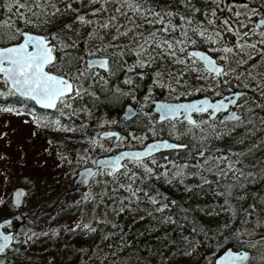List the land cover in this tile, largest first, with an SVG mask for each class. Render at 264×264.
I'll list each match as a JSON object with an SVG mask.
<instances>
[{
    "label": "trees",
    "instance_id": "trees-1",
    "mask_svg": "<svg viewBox=\"0 0 264 264\" xmlns=\"http://www.w3.org/2000/svg\"><path fill=\"white\" fill-rule=\"evenodd\" d=\"M25 2L31 6L34 0H16V3H13V0H8V3H13V10L6 12L4 10L5 0H0V23H7L36 33V28L25 26L15 18L18 12H25L24 8L17 9L16 4ZM51 2L56 3V6L64 14L58 16L53 24L46 26L48 31H58L63 27V24L72 21L76 15L75 10H79L80 14H87L91 11V8H99L100 6L99 4L89 5L88 0H51ZM162 2H167V0H162ZM68 3L72 4L74 11L65 12L64 5ZM194 3L202 10H210L213 7L211 0H194ZM224 3L225 1L221 0L222 6ZM114 7L115 4L109 3L107 14L100 13L97 17L88 16L86 18H98L103 22L106 15L113 14ZM219 15L231 17V13L226 10L223 13L218 10L217 17ZM200 19H205L202 14H200ZM120 21L123 23L124 18L121 17ZM176 22L179 23V20ZM208 27L211 29L210 25ZM76 28H79L80 37L76 36L75 31L65 33V42L71 44L77 39L80 42L75 50L67 48L65 51H75L83 56L85 55L83 41L87 39L92 27L74 25V29ZM40 34L45 33L41 30ZM226 34L227 40L224 42L223 38L220 37L221 35L213 34L202 39L189 32L191 39L195 40L196 43L187 45L185 55L187 49L192 47L209 53L224 65V61L219 59L222 52H212L209 49L223 47L225 44L235 45L236 36L228 32ZM69 35L72 36L71 40L67 39ZM110 38V34L105 35V41L110 40ZM253 38L259 39L258 36H252L251 39ZM212 39L217 40L219 44L212 45L210 42ZM251 39H249V42L255 43ZM120 42L125 41L122 39ZM99 46L100 41L93 39L89 42L87 48L94 50L95 47ZM262 49H264V45L257 44V52L253 54L252 59L248 60V63L242 68L237 67L236 64L234 66L236 71L239 73L245 71L250 65L260 61L262 55H264ZM54 54L56 57L61 55L60 52ZM106 54L105 52H99L97 56L102 57ZM237 55L242 56L240 53H237ZM85 58L87 59L86 56ZM243 58L247 59V57ZM125 59L131 65L136 57L128 56ZM185 63L189 70L180 77V83L175 84L174 81L169 80L167 73L171 71L175 76L177 72L184 70V65L171 64L167 60H158L151 68L144 69L145 79L143 81H140L138 77L135 78L138 86L133 88L131 95L121 97L118 101H111L112 92L110 90L119 87L122 91H128L132 87L122 83L124 74L120 73L118 76L108 79V84L104 85L105 91L103 92L100 90L103 82L99 77H95L96 83L89 90L94 92L99 100L93 102L88 96L73 98L67 101L72 105L71 110L58 108L53 112H43L38 111L30 101L21 102L18 97L11 95L0 97L1 109L12 107L18 109L22 113L21 116H31L32 121L34 116L41 120L39 127L33 123L35 127L32 132L35 131L41 139L54 143V161L58 167L69 169L73 178L78 169L91 165L95 158L111 155L118 150L115 147H100L101 140L97 138L98 133L110 128H117L125 137L129 136V132L133 133L134 136L144 137L142 141L131 139L129 142H124L121 144V148L134 147L135 145L142 146L144 143L157 138H165L187 146L182 151H172L152 157L156 160L155 165L152 164L151 158L145 160L144 162L153 169V175L143 181L142 185L139 180L137 181V184L148 191L149 195L156 196L159 193V196H156L158 201L168 204L163 216H170L172 218L171 222H161V213L156 211L157 206L143 201V192L137 193L143 202H133L129 206V194L118 187V184L131 182L128 176L118 175L116 182H114L108 175L99 172L94 177L92 184H96L95 187L99 190L101 197L94 200V197L90 195L88 198L89 202L94 205L96 212V216L91 221V227L96 229L94 232L82 230V226L77 228L75 232L69 231L73 227L69 226L71 224L53 227L55 221L51 220L47 225H44L43 230L46 227V233L37 230L32 236L24 240H20V237L16 235L12 246L0 257L3 264H24L23 258L26 249L32 247L39 250L36 253L39 259H35L34 264H41L40 260H44L45 257L50 258V263L44 264H161L162 257L165 264H213L214 259L223 250L227 248L238 249L239 246L234 241L230 242L229 246L223 250L218 248L213 232L216 231L218 225L224 224L231 215L227 205H225L226 198L229 199V203L234 208H249V205H252L259 212L260 208L264 207V204L260 203L261 198L264 197V124L260 122V119L264 118V107H258V105H264V95H262L264 85H261L259 90H250L242 87V83L248 81H236L233 88L245 92L240 99L239 111L241 117L249 119L250 123L236 127L233 130L231 126L236 122L219 125L217 122L211 121L213 127H210L208 124L200 123L202 120L207 119L206 116H196L198 127L187 125L181 127V124L176 128L184 132L191 128V131H188L187 134L191 132L203 134L202 136L198 135L201 142L183 141L180 137L176 138V135L171 134L172 130L165 131L155 124L153 120L155 115L152 112L150 101L154 98L174 101L177 96L180 100H190L201 96L217 98L229 91L228 86L224 83L228 76L214 80L213 77L205 73L200 64L195 63L190 57ZM57 64L59 65V60H57ZM193 67L199 70L198 73L190 70ZM157 69L165 73L163 83L165 85L171 84L172 87L176 88V92L173 93L164 88L154 87L151 97L148 101H145L144 96L147 92V86L152 82V73ZM49 70L56 72L55 68ZM93 71L108 78V73ZM136 71L139 72L141 69H136ZM198 75L201 77L200 79L197 78ZM205 76L208 77L207 80L203 79ZM217 82L219 83L218 88L215 87ZM89 83L90 81H85L84 87L89 88ZM1 92L6 93L7 89ZM190 92L193 94L189 95ZM216 92L219 95H216ZM132 95H135V100L132 99ZM125 104H132L137 108L139 115L136 121L138 120V122L134 121L133 124H126L119 121ZM142 104L143 108H141ZM147 111H149L148 115H146ZM150 119L152 120L151 124L149 123ZM112 121H115V123H112ZM68 128H71L72 131H67ZM150 128L156 129L155 136L149 131ZM226 128L228 129L227 134L217 138L216 133H223ZM245 133H248V135H245ZM194 138H196V135ZM93 140L96 142L95 146H93ZM249 149H251L250 152ZM201 150L205 152L204 157L198 155ZM241 152L245 155H232V153ZM209 153L213 157L210 160L208 159ZM219 156H223L225 159L222 161L215 159ZM229 164H234L235 168L230 170ZM126 165L128 170L135 171L138 176L144 175L143 169L136 164L126 163ZM48 166L33 164L31 165L32 172L29 173L26 168L20 165L17 168L15 167L13 172L16 174L26 172L31 176L36 175L38 178L47 179L49 176ZM41 170L44 173L38 175ZM241 172H243V175H241ZM205 181L207 182L205 183ZM238 184L240 186L235 187ZM229 188L233 195L226 197L223 193ZM9 191L6 194L7 202L5 206L0 207V221L11 219L17 231H20L23 226H30L27 224L37 223L41 219L40 215H36L39 209H33L30 212H24L23 207L15 209L9 200ZM73 191L71 189V192ZM237 195H243L245 199L242 202H237ZM28 197L27 195L26 199ZM86 200L84 204L88 203ZM122 200L123 205L121 204ZM122 206L123 211H121ZM24 214H27L28 217L25 218ZM260 216L264 217V213H260ZM247 218L253 223L243 225V230H245L243 239L254 241L256 244V247L252 248L254 259L251 264H264V260L261 259V257H264V241L260 239L261 235H264V228L254 227L257 216L252 215ZM97 219L102 222L96 224L95 220ZM194 226L201 230L194 233ZM237 226H240V216H237L232 222L233 229ZM53 232L55 235H53ZM205 232L207 235H205ZM249 232L254 234L249 235ZM181 237H188L190 241L198 242L192 255H173L178 247L184 246ZM57 243L59 247L55 248Z\"/></svg>",
    "mask_w": 264,
    "mask_h": 264
},
{
    "label": "snow or ice",
    "instance_id": "snow-or-ice-1",
    "mask_svg": "<svg viewBox=\"0 0 264 264\" xmlns=\"http://www.w3.org/2000/svg\"><path fill=\"white\" fill-rule=\"evenodd\" d=\"M16 3V0H13ZM13 3H8L5 0L4 10L11 12L13 10ZM89 5L99 4V8H91V11L87 14H80L79 10L76 11L74 19L68 23L63 24V27L58 31H48V25L55 22L58 16L63 15L61 9L56 6V3L51 0H34L29 6L27 2L16 4L18 8H24L25 12H18L15 17L25 26H31L37 29L36 33L31 30H24L20 27H14L7 23H0V76L3 77L4 84L7 88V92H0V97L11 95L18 97L21 102L31 101L36 105L44 109H72L71 103H67L73 98H82L83 96L90 97L93 102L99 100V97L89 89L96 83L95 77L103 82L100 90L105 91L104 85L108 84V79L118 74H124L123 84L132 86L128 91H122L119 87L111 89L112 92L111 101H118L121 97L129 96L132 93L133 88L137 87L136 77L140 81L145 79V68H151L154 63L159 61H170L171 64L184 65V70L179 71L173 76L172 72L167 73L169 80L174 81L175 84L180 83V77L184 72L188 71V66L185 61L189 57H199L203 63L204 70L209 74H214L213 79L217 77L223 78L230 76L236 71L235 68L226 67L228 65V54L237 55L242 54L241 59L237 62V67H243L251 60L253 54L257 52V44L264 45V3H261L258 7L253 6L252 3H244L240 0L239 7H243L245 11L238 10L233 11L232 3H224L221 5V0H211L213 7L210 10H202L198 8L194 3V0H88ZM109 3L115 4L113 14L106 15L103 22L100 19H88L86 17H97L98 14L108 13ZM83 6V5H82ZM51 9V11H49ZM65 12L74 11L72 4L68 3L64 5ZM223 13L225 10L231 13L234 17V22L238 27L233 28L228 19L223 17H217V11ZM200 14L204 16V20L200 19ZM244 17L241 20L240 17ZM253 16L259 17L255 21L254 27H248L249 23H252L251 18ZM124 18V22L121 23L120 18ZM223 20L221 27L224 32L231 33L236 36L235 45L230 46L225 44L223 47H214L209 51H220L222 55L219 59L224 61L225 66H218L217 63L208 55H204L200 52H189L185 55V49L188 44H195L196 41L192 40L189 32L200 38H205L210 35H222L217 31V24L220 20ZM179 20V23L176 21ZM206 21V23H205ZM74 25L80 27L91 26L92 31L88 33L87 39H84L85 55H79L75 51L66 52L65 49H76L79 39L74 40L71 44L65 42V33H72L75 31L77 37H80L79 28L74 29ZM209 25L212 26L209 29ZM243 28L245 31L240 32L238 29ZM43 30L45 34H40ZM259 30V31H257ZM110 34V40L105 41V35ZM179 34V35H177ZM252 36H258L259 39L255 43L249 42V38ZM67 39L71 40L72 36H67ZM93 39L100 41V46L95 47L94 50H89L87 45ZM123 39V43L120 41ZM212 45H218L219 42L215 39L211 41ZM235 49V51H234ZM264 52V49L261 50ZM60 52L61 55L56 57L54 53ZM105 52L106 55L98 57L97 53ZM87 57V59L85 58ZM128 56H135L136 59L131 65L128 64L125 59ZM247 57V59L243 58ZM59 60V65L57 64ZM264 64V55L261 60L256 64L250 65L246 71L240 72L233 78L237 82L248 81L242 83V87L250 90H259L261 85H264V73L256 71V69ZM101 68L108 73V78L100 76L98 72L93 71V68ZM49 68H55L56 72L48 71ZM136 69H141L137 72ZM192 72H197L198 69L193 67L190 69ZM165 73L160 69H157L152 73V82L147 86V92L144 96V100L148 101L152 95L154 87L164 88L171 92H176V88L171 84L165 85L163 83ZM198 79L201 77L198 75ZM259 78V79H258ZM203 79L207 80L205 76ZM90 81L89 88L84 87V82ZM254 82V83H253ZM227 84L228 81L224 80ZM73 84L76 85L73 88ZM216 88L219 87L217 82ZM212 90V89H209ZM199 91V89H197ZM71 94V95H70ZM189 95L193 93H188ZM219 95L218 92L215 93ZM264 95V93H262ZM242 93H232L229 96L224 97L222 100H216L214 103H210L208 98L196 99L191 102H180V98L176 97L175 103L162 102L157 103L159 109V120L166 121L171 124V130L176 134V138L181 135H186L191 128L185 132H179L176 128L175 121L179 118H183L188 121L189 125L198 127L190 117V113L206 114L207 119L202 120L200 123L208 124L213 127L211 121L217 113L223 112L228 105L236 104V99L241 97ZM132 99L135 100V95H132ZM239 107V105H237ZM258 107H264V105H258ZM143 108V104L141 105ZM6 112H13L17 115L22 114L18 109L12 107H5L0 109ZM249 111H251L249 109ZM63 114V113H62ZM86 111V115H87ZM146 115H148L146 113ZM228 118L231 121H235L231 127L234 130L236 127L250 123L247 118H242L236 112H229ZM261 124H264V118L260 119ZM33 123L38 127L41 125V120L33 117ZM115 123V121H112ZM152 123V120H149ZM183 127V125H181ZM72 131L71 128L66 129ZM153 136L156 135L155 128H150ZM215 131V128H214ZM228 129L226 128L223 133L217 132V138L226 135ZM105 135H116L115 133H106ZM129 136L133 139L143 140L144 137H136L133 133L129 132ZM248 135V133H245ZM118 140L123 139L117 137ZM242 142V141H241ZM95 146V140L92 141ZM163 146L165 148H180L185 147L183 144H168L162 142V144H150L145 147L143 151L120 153L118 156L112 159L101 160L97 163L100 165L101 174H106L116 182L118 175L124 174L129 177L130 183L118 184V187L127 192L129 206L133 203H139L147 201L148 203L157 206L156 211L161 213V222L169 223L172 221L170 216L164 217L163 213L168 207L167 203H160L156 196L149 195L148 191H145L142 186L137 184L139 180L141 185L143 181L149 179L153 175V169L144 162L142 158H151L153 165L156 164V160L151 157L152 152ZM103 148V145H100ZM87 151V150H86ZM251 149H249V152ZM200 157L205 156L203 150L198 152ZM232 155L244 156L245 153H232ZM127 158H131L129 162L136 164L143 169L144 175L138 176L135 171L127 169V165L121 161ZM211 153H209L208 159H212ZM217 160H224L225 157H215ZM205 163L207 161H204ZM229 169L235 168L234 164L228 165ZM130 173V175H129ZM91 175V172L88 173ZM183 174V173H180ZM243 175V172H241ZM207 181H205L206 183ZM236 185L235 187H239ZM143 192V201L137 193ZM226 197L233 195L232 191L226 189L223 193ZM87 199V196L85 197ZM165 200L167 198H164ZM245 199L243 195H237L236 201L242 202ZM175 203V202H173ZM261 204H264V197L261 198ZM123 205V200L121 201ZM225 205L231 212L228 220L224 224L218 225L213 237H215V243L218 248L222 250L229 246L230 242L234 241L239 246L238 249L223 250V254L215 260V264H251L254 259L245 248H255L256 244L251 240H244L245 230L243 225L253 223L247 217L255 215L258 218L254 221V227L264 228V217L260 216V213H264V207L260 208L259 212L255 207L249 205V208L233 207L229 203V199H225ZM251 209V211H249ZM123 206L121 211H123ZM151 215V214H150ZM240 216V226L235 229L232 228V222ZM100 220H95L96 224L101 223ZM10 221H5V224H9ZM4 225H0L3 227ZM115 226V225H114ZM80 224L77 223L69 231L75 232ZM82 230L88 232H94L96 229L91 227V222L84 223ZM201 230L196 226L193 227V232ZM249 235L254 233L249 232ZM53 235L55 233L53 232ZM205 235L207 233L205 232ZM107 238V237H105ZM14 237L11 233L7 235L0 234V253L4 252L8 247V242L13 240ZM183 240V247H178L176 253L173 255L183 254L192 255L193 251L197 247L196 241H190L188 237H181ZM260 239L264 241V235H261ZM171 242V241H170ZM264 260V257H261ZM0 264H3L0 261ZM161 264H165L162 257Z\"/></svg>",
    "mask_w": 264,
    "mask_h": 264
},
{
    "label": "rangeland",
    "instance_id": "rangeland-1",
    "mask_svg": "<svg viewBox=\"0 0 264 264\" xmlns=\"http://www.w3.org/2000/svg\"><path fill=\"white\" fill-rule=\"evenodd\" d=\"M247 2L257 7L262 3L261 0H248ZM237 8L241 12L245 11L243 7L233 5V11L237 10ZM226 18L235 28L238 27L232 15L231 17L226 16ZM240 19L244 20V17L242 16ZM210 28H212L211 25ZM216 28L217 31L225 33L219 24H217ZM238 30L240 32L245 31L243 28ZM220 37L222 38V35ZM240 59V55L228 54V67L234 68ZM233 77L231 74L225 79L228 81L226 84L228 89H233L236 84V81L233 82L232 80ZM5 89L7 88L4 81L0 78V92ZM33 129L34 125L33 121H31V116L15 115L0 110V207L5 206L7 202L6 194L9 190L10 200L12 190L15 187H23L26 190V196H29L27 199L25 197L26 200L24 199V212L39 209L36 215L41 217V221L38 220L35 224H27L30 226H23L20 231H17V236L20 237V240L29 238L37 230L46 233V227L44 229L46 231L43 230L44 225H47L51 220L55 221V224L52 225L53 227L64 224L74 226L77 223L82 226L84 223L91 222L96 216V212L94 205L89 202L88 198L90 195L94 197V200H98L101 197L99 190L95 187V183L83 191L71 192L73 177L69 169L58 167L54 161V143L41 139L35 131V134L32 132ZM195 135L196 138L193 137V140L198 143L201 142L198 135L202 136L203 134L196 132ZM101 145L104 148L111 147V141H101ZM117 145L119 146V144ZM33 164H38L39 166L49 165L47 169L49 176L47 179L38 178L36 175L31 176L26 172L23 174L13 172L15 167L17 168V166L21 165L30 173L32 172L31 165ZM55 169L57 170L55 171ZM43 173V170H41L38 175ZM86 196L88 203L84 204ZM24 215L25 218L28 217L26 216L27 214ZM58 247L59 244L57 243L55 248ZM247 250L253 253L252 248ZM38 251L35 247L26 249V254L23 258L24 264H34L39 259L36 255ZM40 261L41 264L50 263V258L45 257L44 260Z\"/></svg>",
    "mask_w": 264,
    "mask_h": 264
},
{
    "label": "water",
    "instance_id": "water-1",
    "mask_svg": "<svg viewBox=\"0 0 264 264\" xmlns=\"http://www.w3.org/2000/svg\"><path fill=\"white\" fill-rule=\"evenodd\" d=\"M225 2L232 3V0H225ZM243 2H245V0H243ZM235 3H240V0H235ZM219 24L220 25L223 24V20L222 19L220 20ZM189 52H200V53H203L204 55H208V56H210L217 63L218 66H222V65L218 64V62L216 61V59L214 57H212L210 54H208L207 52H204V51H201V50H198V49H193V48H190L188 50V53ZM192 58H194L196 61H198L202 65V67H203V63L200 61L199 57H192ZM94 69L106 73L101 68H95L94 67L93 70ZM209 75H212L213 76L214 74H209ZM216 79H220V78L217 77ZM232 93H242V96L244 95V92L232 91V92H230L228 94H225L224 96H222L220 98H217V99H211L210 97L203 96V97L195 98V99H192V100H186V101H180V102L187 103V102H191V101L196 100V99L208 98L209 101H210V103H214L216 100H222L224 97L229 96ZM241 97L235 98L236 99V104L228 105L227 108L223 112L217 113L216 116L212 118V121L213 120H217L218 124H226V123L235 122V121L229 120L228 113L229 112H236L237 114H239V112L237 110V102H238V100ZM162 102L175 103V102H172V101L161 100V99H156V100H153L151 102V105L153 107V110L157 114L156 123H158V124L159 123H162V122H165V121L159 120V109L157 108V103H162ZM32 103L39 110L48 111V112H51V111H54L55 110V109H44V108L40 107L39 105H36L34 102H32ZM137 114H138V112L131 105H126L125 108H124L123 113L121 114V117L120 118L121 119H124L126 121H129V120H132ZM189 115H190L191 119L193 121H195L196 124H197V121H196V119H195L194 116L195 115H206V114L190 113ZM177 120H180V121L185 122L186 124H188V121L187 120H184L182 117L179 118V119H177ZM190 126H192V125H190ZM106 133H115L116 135H105ZM117 137H121V135H120L119 132H117L115 130L103 131V132L99 133V135H98V138L100 140H110V139H112V145H116L119 142V140L117 139ZM162 142H166V143H168L170 145L171 144H178V143H175V142H171V141H169L167 139H157V140H153V141L148 142L141 149H123V150L117 151L116 153H114L112 155L102 156V157L97 158L95 160L94 164H92L90 166L83 167V168H81V169H79L77 171V173H76V175H75V177L73 179V182H72V188H73V190L74 191H80V190H84V189H86V188L89 187V185H90L92 179L94 178V176L100 171L99 170L100 169V165L97 163L98 161L115 158L120 153H130V152L143 151L147 145H150V144H162ZM185 148H186V145H185V147H180V148H171V147L165 148L163 146H160L159 148L155 149L152 152L151 157H154V156L159 155V154H162V153L172 152V151H182ZM130 159L131 158H127V159L122 160L121 162L125 164L126 162H129ZM142 159L145 161V160H148L150 158L144 157ZM89 172H91V175L88 174ZM25 196H26V190L23 187H15L14 190L12 191V193H11V198H10L11 199L10 201H11L12 206L15 209H21L23 207V204H24V198H25ZM5 221H10V223L9 224H5ZM11 224H12V220L11 219H4V220L0 221V225H4L3 227H0V234L7 235V234L11 233L13 235V237H14L15 236V231H11V232H5L4 231V229L9 228L11 226ZM12 243H13V240H10L8 242V247L5 249V251L12 245ZM225 250H229V248H227ZM243 250H246V249H243ZM246 251H248L250 253V255L252 256V252L251 251H249V250H246ZM4 252L0 253V256ZM222 254H223V252L220 255H218L215 258V260L218 259L219 256H221ZM215 260H214L213 264H215Z\"/></svg>",
    "mask_w": 264,
    "mask_h": 264
},
{
    "label": "flooded vegetation",
    "instance_id": "flooded-vegetation-1",
    "mask_svg": "<svg viewBox=\"0 0 264 264\" xmlns=\"http://www.w3.org/2000/svg\"><path fill=\"white\" fill-rule=\"evenodd\" d=\"M248 0H245V2L244 3H248L247 2ZM261 2L262 3H264V0H261ZM231 4V3H230ZM239 4L240 3H235L234 5L235 6H239ZM259 19V17H257V16H253L252 18H251V20H252V23H249V25H248V27H254V24H255V21H257ZM254 22V23H253ZM233 28H235V27H233ZM222 33V32H221ZM227 32H225V33H222V38H223V40H224V42H226V40H227V34H226ZM249 39H251V37L249 38ZM252 41H254V42H256L257 40L256 39H251ZM190 48V47H189ZM188 48V49H189ZM188 49H187V51H188ZM191 59H193L194 61H195V63H198L199 64V62L198 61H196L194 58H192V57H190ZM220 64H222V63H220ZM223 65V64H222ZM195 66V65H194ZM224 66V65H223ZM228 67V66H227ZM50 69V68H49ZM48 69V71H50ZM246 71V70H245ZM258 72H264V64H261L259 67H258V70H257ZM50 72H53V71H50ZM54 73V72H53ZM239 74V72H237V71H235L234 73H232V76H236V75H238ZM259 79V78H258ZM233 80V82H235L236 80L233 78L232 79ZM232 91H239V90H236V89H229V91L227 92V93H229V92H232ZM226 93V94H227ZM225 93H223V95H224ZM222 95V96H223ZM156 99H161V98H154V99H152L151 101H150V106H151V109H152V112L154 113V115H155V118L153 119L154 120V122H155V124H157V126L159 127L160 126V128L161 129H163V130H165V131H171V124L169 123V122H162V123H156V118H157V114L154 112V110H153V107H152V105H151V102L153 101V100H156ZM161 100H168V99H161ZM174 101H176V100H174ZM180 101H182V100H180ZM126 105H131L137 112H139L138 110H137V108L134 106V105H132V104H125L124 105V107H123V109H122V111H121V114L123 113V111H124V108H125V106ZM237 105H239V107H240V102H238V104ZM35 107V106H34ZM239 107H237V109H238V112L240 113V111H239ZM36 108V107H35ZM37 109V108H36ZM38 111H42V110H39V109H37ZM144 111H146V110H144ZM44 112V111H43ZM147 114H149V111H147L146 112ZM138 115H139V113L132 119V120H129V121H126V120H124V119H121L120 117H121V115H120V117H119V121L121 122V121H123V122H125L126 124H128V123H134V121H136V119H137V117H138ZM195 118H196V115L194 116ZM31 121H32V119H31ZM136 122H138V120L136 121ZM175 123H176V127L177 126H179V125H187V126H189V127H193V126H190V125H188V124H186L185 122H182V121H180V120H176L175 121ZM35 127V126H34ZM183 127H186V126H183ZM109 130H115V131H117V132H119L120 133V135H121V137L123 138V139H121V140H119V146L118 145H116V146H113L112 145V139H110V140H108V141H111V147H115V148H117L118 150H120V149H141V148H143L148 142H150V141H148V142H146V143H144L142 146H140V145H135L134 147H129V148H121V144L122 143H124V142H129L131 139H133L131 136H128V137H125V136H123V133L120 131V130H118L117 128H112V129H109ZM156 130V129H155ZM179 132H184V131H180L179 130ZM171 134H174V135H176L175 133H173L172 131H171ZM194 132H191V133H189V134H186V135H181V136H179L181 139H183V140H187V141H192L193 142V137H194ZM136 137H140V135H135ZM178 137V138H179ZM157 139H165V138H157ZM168 140V139H167ZM137 141H138V139H137ZM169 141H171V140H169ZM171 142H174V141H171ZM175 143H177V142H175ZM178 144H180V143H178ZM117 150V151H118ZM116 151V152H117ZM115 153V152H114ZM113 153V154H114ZM112 155V154H111Z\"/></svg>",
    "mask_w": 264,
    "mask_h": 264
},
{
    "label": "bare ground",
    "instance_id": "bare-ground-1",
    "mask_svg": "<svg viewBox=\"0 0 264 264\" xmlns=\"http://www.w3.org/2000/svg\"><path fill=\"white\" fill-rule=\"evenodd\" d=\"M141 126V125H140ZM184 141V140H183ZM186 145V144H185ZM187 147V146H186Z\"/></svg>",
    "mask_w": 264,
    "mask_h": 264
}]
</instances>
